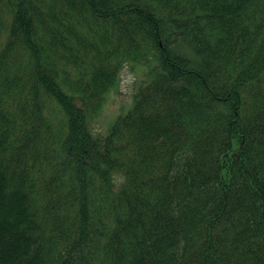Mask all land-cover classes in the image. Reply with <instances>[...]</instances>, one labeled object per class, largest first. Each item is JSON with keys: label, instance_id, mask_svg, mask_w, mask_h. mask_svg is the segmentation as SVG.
Instances as JSON below:
<instances>
[{"label": "trees", "instance_id": "obj_1", "mask_svg": "<svg viewBox=\"0 0 264 264\" xmlns=\"http://www.w3.org/2000/svg\"><path fill=\"white\" fill-rule=\"evenodd\" d=\"M0 264H264V0H0Z\"/></svg>", "mask_w": 264, "mask_h": 264}, {"label": "rangeland", "instance_id": "obj_2", "mask_svg": "<svg viewBox=\"0 0 264 264\" xmlns=\"http://www.w3.org/2000/svg\"><path fill=\"white\" fill-rule=\"evenodd\" d=\"M4 33V31L1 32V39L4 38ZM121 77L119 92H111L109 94L101 116L91 124L94 132H105L114 119L118 115L125 113L130 107L140 83V76L130 65H126Z\"/></svg>", "mask_w": 264, "mask_h": 264}]
</instances>
